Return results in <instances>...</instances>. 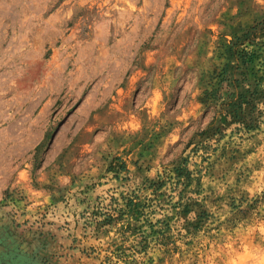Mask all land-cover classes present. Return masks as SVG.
Returning <instances> with one entry per match:
<instances>
[{"label":"rangeland","instance_id":"1","mask_svg":"<svg viewBox=\"0 0 264 264\" xmlns=\"http://www.w3.org/2000/svg\"><path fill=\"white\" fill-rule=\"evenodd\" d=\"M244 72L264 0H0V264H264Z\"/></svg>","mask_w":264,"mask_h":264},{"label":"trees","instance_id":"2","mask_svg":"<svg viewBox=\"0 0 264 264\" xmlns=\"http://www.w3.org/2000/svg\"><path fill=\"white\" fill-rule=\"evenodd\" d=\"M241 75L242 78L240 80H234L241 87V91L234 98L222 104V113L220 114L221 120L234 124L237 131L249 130L256 125L253 117L254 103L264 96V85L259 92L257 86L247 80V74L245 72ZM131 230L129 226H122L117 228L116 235H126Z\"/></svg>","mask_w":264,"mask_h":264}]
</instances>
